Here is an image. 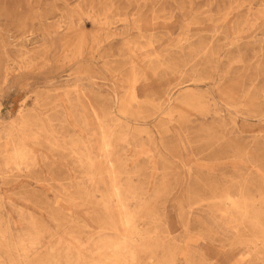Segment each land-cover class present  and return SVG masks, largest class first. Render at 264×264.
I'll return each mask as SVG.
<instances>
[{"label":"rangeland","instance_id":"1","mask_svg":"<svg viewBox=\"0 0 264 264\" xmlns=\"http://www.w3.org/2000/svg\"><path fill=\"white\" fill-rule=\"evenodd\" d=\"M263 228L264 0H0V264H264Z\"/></svg>","mask_w":264,"mask_h":264},{"label":"bare ground","instance_id":"2","mask_svg":"<svg viewBox=\"0 0 264 264\" xmlns=\"http://www.w3.org/2000/svg\"><path fill=\"white\" fill-rule=\"evenodd\" d=\"M119 198H120V197H119ZM119 203H120V202H119ZM120 204H122V203H120ZM240 207H241V206H240ZM240 207H239V208H240ZM123 210H124V209H123ZM235 211H236V210H235ZM246 216H247V215H246ZM121 218H122V217H121ZM128 218H129V217H128ZM244 218H246V217H244ZM130 219H131V218H130ZM126 221H127V220H126ZM126 221H125V222H126ZM113 223H114V222H113ZM121 223H122V222H121ZM121 223H120V224H121ZM253 223H254V222H253ZM256 223H258V222H256ZM112 225H113V224H112ZM114 225H115V224H114ZM117 225H118V224H117ZM121 225H122V224H121ZM126 225H127V224H126ZM258 225H260V224H258ZM125 227H126V226H125ZM112 228H113V226H112ZM263 229H264V228H263ZM130 236H131V235H130ZM130 238H131V237H130ZM131 243H132V242H131ZM118 244H119V243H118ZM111 246H112V245H111ZM148 247H149V246H148ZM137 248H138V247H137ZM137 248H136V249H137ZM139 248H141V247H139ZM139 248H138V249H139ZM116 249H117V248H116ZM118 249H119V248H118ZM136 249H135V250H136ZM123 252H124V251H123ZM105 257H106V256H105ZM109 257H110V256H109ZM110 259H111V258H110ZM131 259H132V258H131ZM116 260H117V259H116ZM114 261H115V259H114ZM131 261H132V260H131Z\"/></svg>","mask_w":264,"mask_h":264}]
</instances>
